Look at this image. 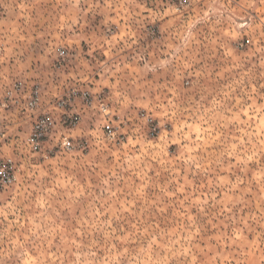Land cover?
Wrapping results in <instances>:
<instances>
[{
    "label": "rangeland",
    "instance_id": "1",
    "mask_svg": "<svg viewBox=\"0 0 264 264\" xmlns=\"http://www.w3.org/2000/svg\"><path fill=\"white\" fill-rule=\"evenodd\" d=\"M35 83L91 101L45 155L5 114L0 264H264V0H0V97Z\"/></svg>",
    "mask_w": 264,
    "mask_h": 264
},
{
    "label": "built area",
    "instance_id": "2",
    "mask_svg": "<svg viewBox=\"0 0 264 264\" xmlns=\"http://www.w3.org/2000/svg\"><path fill=\"white\" fill-rule=\"evenodd\" d=\"M59 57L66 58V50L60 51ZM15 92L17 95L12 93L0 97V192L14 184L17 173L13 155L5 151L10 144L9 124L5 114L13 111L26 113L25 120L31 121V128L25 139L26 146L32 154L45 155L48 151L74 148L70 132L79 125L82 118L75 107V101L80 92L86 103L91 101L89 92L73 88L70 94L57 95L45 103L40 85L36 83L27 90L20 85ZM101 108L106 110L104 104ZM59 126L65 131L61 133Z\"/></svg>",
    "mask_w": 264,
    "mask_h": 264
}]
</instances>
